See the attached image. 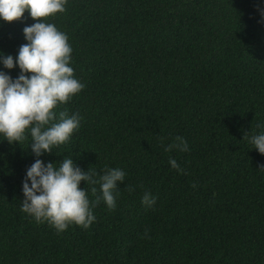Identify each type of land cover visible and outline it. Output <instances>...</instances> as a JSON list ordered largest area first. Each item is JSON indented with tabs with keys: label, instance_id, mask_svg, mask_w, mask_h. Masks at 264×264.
Listing matches in <instances>:
<instances>
[{
	"label": "trees",
	"instance_id": "1",
	"mask_svg": "<svg viewBox=\"0 0 264 264\" xmlns=\"http://www.w3.org/2000/svg\"><path fill=\"white\" fill-rule=\"evenodd\" d=\"M258 9L259 0H67L43 18L67 34L85 87L56 108L79 113V128L39 158L126 176L114 209L100 201L88 229L58 234L20 210L30 137L0 141V264H264V155L248 142L264 122ZM33 22L27 10L0 20V51L15 59ZM177 136L188 151L166 152ZM145 191L156 196L150 208Z\"/></svg>",
	"mask_w": 264,
	"mask_h": 264
},
{
	"label": "clouds",
	"instance_id": "2",
	"mask_svg": "<svg viewBox=\"0 0 264 264\" xmlns=\"http://www.w3.org/2000/svg\"><path fill=\"white\" fill-rule=\"evenodd\" d=\"M259 2L264 4V0ZM66 3L67 0H0V20L19 19L25 10L34 20L22 28L26 42L18 47L15 59L0 51V66L18 69L14 78L0 70V141L19 145L30 137L27 147L34 160L21 181L20 210L37 223L46 222L58 234L73 224L88 229L96 219L93 208L100 201L108 210L114 209L118 184L126 176L119 167L106 166L100 174L93 169L82 170L72 156L63 157L56 164L39 158L66 143L82 119L77 112L69 115L56 111L58 105L69 101L85 84L73 75L72 47L67 34L43 19L64 12ZM258 11V22H264V9ZM256 127L262 130L248 136V142L264 155V122L258 121ZM174 141L164 146L166 152L172 148L188 151L183 137L177 136ZM168 164L181 171L174 158L170 157ZM81 181L92 186L91 201L85 188L79 187ZM95 185H99V194ZM155 201L156 196L145 191L140 202L150 208Z\"/></svg>",
	"mask_w": 264,
	"mask_h": 264
}]
</instances>
